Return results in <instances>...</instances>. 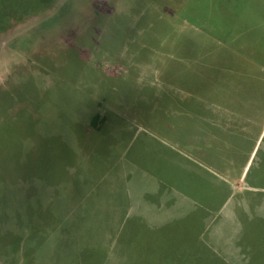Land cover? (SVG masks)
<instances>
[{"label":"rangeland","instance_id":"rangeland-1","mask_svg":"<svg viewBox=\"0 0 264 264\" xmlns=\"http://www.w3.org/2000/svg\"><path fill=\"white\" fill-rule=\"evenodd\" d=\"M0 264H264V0H0Z\"/></svg>","mask_w":264,"mask_h":264},{"label":"crops","instance_id":"crops-1","mask_svg":"<svg viewBox=\"0 0 264 264\" xmlns=\"http://www.w3.org/2000/svg\"><path fill=\"white\" fill-rule=\"evenodd\" d=\"M258 182H260V179L259 178H257L256 180H255V183L257 184ZM258 203H262V201H258Z\"/></svg>","mask_w":264,"mask_h":264},{"label":"trees","instance_id":"trees-1","mask_svg":"<svg viewBox=\"0 0 264 264\" xmlns=\"http://www.w3.org/2000/svg\"><path fill=\"white\" fill-rule=\"evenodd\" d=\"M98 118H99V116H96V117L94 118V121H93V122H94V125L97 124L96 122H97Z\"/></svg>","mask_w":264,"mask_h":264}]
</instances>
